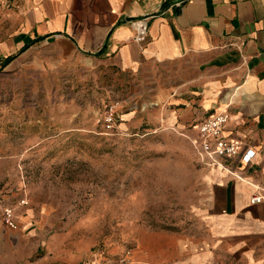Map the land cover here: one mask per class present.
Listing matches in <instances>:
<instances>
[{
  "label": "crops",
  "instance_id": "obj_1",
  "mask_svg": "<svg viewBox=\"0 0 264 264\" xmlns=\"http://www.w3.org/2000/svg\"><path fill=\"white\" fill-rule=\"evenodd\" d=\"M173 1L1 0L4 20L22 25L6 33L3 56H13L10 68L43 77L85 68L153 80L165 119L190 137L198 121L228 111L223 135L244 147L228 164L242 178L200 167L208 178L188 208L191 226L176 232L131 225L138 238L126 262L124 249L111 262L92 252L90 238H78L84 225L63 218L73 199L63 185L31 184L29 203L17 206L18 229L0 217V259H21L26 245L45 249L37 264H264V201L251 202L264 188V0ZM139 19L148 23L141 41ZM13 190L0 192L11 199L6 191Z\"/></svg>",
  "mask_w": 264,
  "mask_h": 264
},
{
  "label": "rangeland",
  "instance_id": "obj_2",
  "mask_svg": "<svg viewBox=\"0 0 264 264\" xmlns=\"http://www.w3.org/2000/svg\"><path fill=\"white\" fill-rule=\"evenodd\" d=\"M21 26L19 18L4 20L0 9V190L14 189L6 191L11 199L0 192L1 219L4 206L17 218L31 184L63 185L73 196L63 218L83 222L78 238H90L92 252L111 262L119 248L126 262L138 238L133 224L176 232L191 226L188 208L208 178L200 167L208 166L194 137L165 119L154 81L85 68L59 69L53 78L10 68L2 45ZM24 246L21 259L0 264H37L47 254Z\"/></svg>",
  "mask_w": 264,
  "mask_h": 264
},
{
  "label": "built area",
  "instance_id": "obj_3",
  "mask_svg": "<svg viewBox=\"0 0 264 264\" xmlns=\"http://www.w3.org/2000/svg\"><path fill=\"white\" fill-rule=\"evenodd\" d=\"M185 0H174L173 5L180 7ZM1 6V0H0ZM138 33L136 39L144 40L148 31V23L145 19L134 21ZM231 120L228 111H220L211 114L207 118L198 121L194 128L197 136L193 138L194 148L201 155V163L207 166H220L228 173L242 178V176L228 164V161L235 158L243 149L242 142L237 138H227L223 135L226 125ZM107 127L112 129L115 126V113L113 109L108 111L106 118ZM254 155V151L249 150L245 153L244 159L249 161ZM264 201V188L255 192L251 197L252 203ZM25 202V201H22ZM2 221L11 229H18L19 223L15 216V210L11 206H4L2 209ZM122 261H124L122 259Z\"/></svg>",
  "mask_w": 264,
  "mask_h": 264
},
{
  "label": "trees",
  "instance_id": "obj_4",
  "mask_svg": "<svg viewBox=\"0 0 264 264\" xmlns=\"http://www.w3.org/2000/svg\"><path fill=\"white\" fill-rule=\"evenodd\" d=\"M28 45H25L23 49H26ZM13 59V56H9L8 58L5 59L4 64H8L11 60Z\"/></svg>",
  "mask_w": 264,
  "mask_h": 264
}]
</instances>
